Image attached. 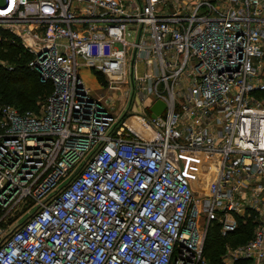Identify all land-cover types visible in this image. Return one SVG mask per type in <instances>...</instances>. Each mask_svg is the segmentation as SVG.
Instances as JSON below:
<instances>
[{
	"label": "built area",
	"instance_id": "1",
	"mask_svg": "<svg viewBox=\"0 0 264 264\" xmlns=\"http://www.w3.org/2000/svg\"><path fill=\"white\" fill-rule=\"evenodd\" d=\"M2 30L52 89L0 106V264H210L249 221L220 264H264V0H0Z\"/></svg>",
	"mask_w": 264,
	"mask_h": 264
},
{
	"label": "trees",
	"instance_id": "2",
	"mask_svg": "<svg viewBox=\"0 0 264 264\" xmlns=\"http://www.w3.org/2000/svg\"><path fill=\"white\" fill-rule=\"evenodd\" d=\"M29 60L30 55L23 50L17 39L7 31H0V106L9 104L20 112L37 111L51 92V82H40L36 72L29 68ZM101 77L98 75V80H103ZM245 225H248V235L239 241L240 243L249 238L251 221L241 223L235 237L241 235ZM216 229L211 231L209 228L204 244L205 257L210 264L221 263L224 239L219 236Z\"/></svg>",
	"mask_w": 264,
	"mask_h": 264
},
{
	"label": "rangeland",
	"instance_id": "3",
	"mask_svg": "<svg viewBox=\"0 0 264 264\" xmlns=\"http://www.w3.org/2000/svg\"><path fill=\"white\" fill-rule=\"evenodd\" d=\"M82 76L84 77V80L85 82L88 84V86H90V90L92 92V94L94 96H103V98H109L111 99V91H109L108 89L106 90V86H105V82H104V79L103 77H101L103 80H98V83L95 82V77L93 74H91V72H88V71H83L82 72ZM118 103V100H114L113 104L114 105H117ZM145 104V103H144ZM116 107V106H115ZM135 112H139L138 110V107L136 106L134 108ZM199 193L201 191H203L205 189V185L201 182L199 184ZM198 193V192H197ZM247 226V228H246ZM251 228V227H250ZM250 228H249V235H250ZM211 231H215L216 227L214 228V226L212 225L210 227ZM217 231V229H216ZM248 225H245V228L244 230L241 232V235H238L237 237L231 239V240H225L224 243H223V246H222V253H221V256H223V254L225 253V243H228L230 245H234V244H237V243H240L239 241H241L242 239L244 240V238L246 237V235H248Z\"/></svg>",
	"mask_w": 264,
	"mask_h": 264
},
{
	"label": "water",
	"instance_id": "4",
	"mask_svg": "<svg viewBox=\"0 0 264 264\" xmlns=\"http://www.w3.org/2000/svg\"><path fill=\"white\" fill-rule=\"evenodd\" d=\"M164 107H165V104L160 99H158L155 102H153L149 106V110L151 112V117H155L156 115L160 114Z\"/></svg>",
	"mask_w": 264,
	"mask_h": 264
},
{
	"label": "bare ground",
	"instance_id": "5",
	"mask_svg": "<svg viewBox=\"0 0 264 264\" xmlns=\"http://www.w3.org/2000/svg\"><path fill=\"white\" fill-rule=\"evenodd\" d=\"M134 120H135V119H134L133 117H130V118L128 119V122H130L131 124H134V123H135Z\"/></svg>",
	"mask_w": 264,
	"mask_h": 264
}]
</instances>
